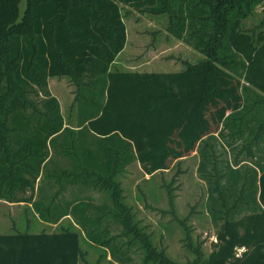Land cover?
I'll use <instances>...</instances> for the list:
<instances>
[{"label": "trees", "instance_id": "1", "mask_svg": "<svg viewBox=\"0 0 264 264\" xmlns=\"http://www.w3.org/2000/svg\"><path fill=\"white\" fill-rule=\"evenodd\" d=\"M19 3L0 0V201L28 206L47 225L71 218L124 264L100 228L109 208L66 201L67 188L108 191L114 203L116 177L134 162L152 176L196 153L217 227L199 264H264V31H241L264 0H26L21 17ZM124 7L168 15V34L203 64L111 72L126 45ZM54 78L77 86L73 128L49 92ZM80 252L72 230L0 235V264H79ZM142 264L174 263L143 249Z\"/></svg>", "mask_w": 264, "mask_h": 264}, {"label": "rangeland", "instance_id": "2", "mask_svg": "<svg viewBox=\"0 0 264 264\" xmlns=\"http://www.w3.org/2000/svg\"><path fill=\"white\" fill-rule=\"evenodd\" d=\"M25 8L26 0H20V17ZM122 18L126 28V48L118 59L116 70L168 75L203 64L202 55L168 34L171 23L168 15L140 14L124 7ZM241 31L253 36L264 31V4L243 22ZM50 88L59 102L65 125L75 127L76 84L69 78H54ZM220 147L223 149L220 145L218 150ZM60 165L63 166L60 168H69L67 164ZM197 167L196 153L172 163L168 171L152 176L143 173L134 162L116 177L113 189L116 202L113 203L108 191L98 192L81 186L67 188L62 198L66 201L79 199L92 209L109 208V212L101 214L100 228L106 227L110 236L116 238L118 254L125 253L123 257H117L124 264H142L143 249L156 252L174 264H199L213 251L217 227L207 213V188L200 180ZM114 208L118 209L119 215L111 211ZM93 210L91 214L96 216L97 211ZM121 218L126 227L117 223L116 220ZM74 224L75 221L68 218L59 225H47L41 223L27 206L0 202V235L72 230L80 234L79 264H118L109 252L89 244Z\"/></svg>", "mask_w": 264, "mask_h": 264}, {"label": "crops", "instance_id": "3", "mask_svg": "<svg viewBox=\"0 0 264 264\" xmlns=\"http://www.w3.org/2000/svg\"><path fill=\"white\" fill-rule=\"evenodd\" d=\"M126 46V45H125ZM126 48V47H125ZM125 48H124V50L123 51H125ZM123 51L118 55V57L115 59V61H114V63L112 64V66H111V68H110V70L112 71V69H114L116 72L118 71V72H125V73H130V72H126V71H119V70H116V66H117V64H118V59H119V57L122 55V53H123ZM51 80H53V79H50L49 81H48V89H49V92H50V94L54 97V95L51 93V91H50V83H51ZM55 98V97H54ZM56 99V98H55ZM57 100V99H56ZM58 101V100H57ZM59 103V102H58ZM60 106V105H59ZM61 111V110H60ZM65 124V123H64ZM65 127L67 128V126L65 125ZM52 161H53V163L55 164V166L56 167H63V166H61L60 164H63V165H70L67 161H65V160H63V159H60V158H58V157H56L55 159H53V156H52ZM69 169V168H68ZM1 202V201H0ZM23 206H25V205H23ZM28 207V206H27ZM29 208V207H28ZM69 218V217H68ZM68 218H66V219H68ZM65 220V219H64Z\"/></svg>", "mask_w": 264, "mask_h": 264}]
</instances>
